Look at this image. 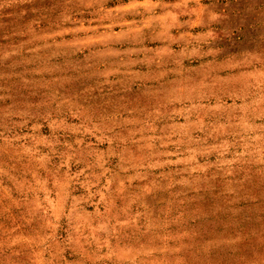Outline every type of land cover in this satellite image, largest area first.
<instances>
[{
    "label": "rangeland",
    "instance_id": "rangeland-1",
    "mask_svg": "<svg viewBox=\"0 0 264 264\" xmlns=\"http://www.w3.org/2000/svg\"><path fill=\"white\" fill-rule=\"evenodd\" d=\"M0 264H264V0H0Z\"/></svg>",
    "mask_w": 264,
    "mask_h": 264
}]
</instances>
